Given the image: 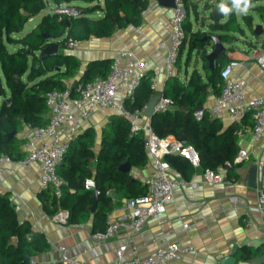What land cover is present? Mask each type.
Returning a JSON list of instances; mask_svg holds the SVG:
<instances>
[{
    "label": "trees",
    "instance_id": "trees-1",
    "mask_svg": "<svg viewBox=\"0 0 264 264\" xmlns=\"http://www.w3.org/2000/svg\"><path fill=\"white\" fill-rule=\"evenodd\" d=\"M51 1L55 5H67L77 1L82 4L73 6L78 11L77 16L59 18L55 14L46 13L33 29L21 37H16L15 34L21 32L28 19L45 8L46 1L0 0V154L13 160L22 156L19 140L15 136L7 135L11 131L21 130L24 125L30 128L43 126L48 112L45 104L46 93L53 89L64 90L67 81L74 79L80 66L78 58L70 53L58 51L55 55L39 60L38 51L48 41H55L58 48H64L69 40L106 38L128 25L139 26L142 13L148 6L146 0ZM183 3L186 10L185 40L176 66L185 46L188 47V57L192 50H196V55L201 60L207 54V47L211 45L210 39L205 38L206 33L192 29V0H183ZM253 9L264 21V5H257ZM96 12L100 15L93 16ZM220 17H223L221 12ZM241 20L242 24L233 11L224 22H220V30L216 34L222 42H231L236 33H245V28L252 32L253 16L243 14ZM213 25L211 23L210 26L214 30ZM44 33L47 39L43 37ZM7 45L14 49L8 50ZM226 60V54L220 56L212 70L206 60L200 61L204 75L194 69L186 83L180 82L174 75L170 76L168 81H172V86L167 87L166 84L163 96L173 101V109L155 113L151 125L160 137L172 135L192 145L200 156V165L204 171L221 169L227 179L235 180V167L238 165H226V162L233 161L238 152L234 125L223 129L221 121L217 117L211 118L207 109L201 120L194 117L199 107L206 108L204 104L210 92L219 95L222 85L220 71L227 63ZM110 63L111 60L90 61L73 81L85 83L103 78L108 73ZM70 93L74 94L72 89ZM152 94V82L147 71L133 101L129 103L133 108L142 109ZM93 140L94 131L87 128L68 143L62 161L56 167V173L62 176L64 182L57 198L51 195L50 189L38 193L43 210L48 213L57 208L66 210L68 223H80L89 215L87 208L83 210L86 214L82 215L79 212L81 208L78 207L81 199H86L89 204L93 202V191L83 188V180L86 178L92 177L94 181L97 191L94 200L97 205L110 199L109 195L113 192L117 195L116 207L122 206L123 200L141 196L146 192L144 184L119 169L126 162L133 167H144L148 162L143 136L131 133L125 118L116 114L109 116L107 125L101 130L100 148L96 154L92 151ZM165 159L179 173H184L191 166L187 159L179 155H168ZM91 160L94 162L93 173L90 171ZM47 205L52 206L50 211ZM105 213L106 210H100L93 215V232L104 230L105 224L98 221L97 217L103 218ZM48 248L49 243L41 232L31 230L26 221L17 219L8 194H0V264H34L32 256ZM246 249L248 250L247 247ZM254 254L247 251L243 258L251 259Z\"/></svg>",
    "mask_w": 264,
    "mask_h": 264
},
{
    "label": "crops",
    "instance_id": "crops-1",
    "mask_svg": "<svg viewBox=\"0 0 264 264\" xmlns=\"http://www.w3.org/2000/svg\"><path fill=\"white\" fill-rule=\"evenodd\" d=\"M146 1L148 6L142 13V22L139 26L128 25L116 30L106 38L91 37L88 40L77 41L78 43L73 49L58 48L57 52L70 53L80 61L75 80L88 62L110 61L121 49H129L138 59L146 60L153 94L141 109V121L151 123L155 114L152 117L145 114L147 104L154 97L164 95L166 84L167 87L172 86V81H168L169 77L165 73L166 49L162 46V42H166L168 38L166 25L172 14V7H167V5H171L172 0ZM195 1L199 0H192L193 6L196 4ZM225 2L231 7L230 0H225ZM220 3L221 0L206 2L210 8L204 12L209 13L210 21L212 20V9L218 7ZM257 3L260 5V0L252 1L253 7L247 14L253 16L254 26L262 25V35L256 37L250 32L252 39L247 42V47L236 46L233 41L237 40L233 38L231 42H228L230 46L226 51V62L239 61L235 73L245 81L244 94L246 98L264 95V69L260 67L253 56L254 48L259 47V43L264 40V21L253 9ZM99 15V12H96L93 16ZM36 16L28 21H32ZM240 18L237 17L238 20ZM226 19L227 16L223 14V17H220V22H224ZM239 22L242 24V20ZM224 45L226 46V43ZM260 48L264 50V47ZM178 72L179 65L176 66L174 76L178 77L180 82L186 83L191 74H186L184 78H181ZM201 75H204L203 70ZM73 80H68L67 86H70ZM6 95L8 96L7 92ZM216 96L210 92L204 107L213 104ZM113 114L118 115L108 108L96 109L87 118L80 121L76 133L70 137L68 143L79 133L91 128L94 131L92 151L96 154L100 148L101 130L107 125L109 116ZM48 115L49 110L47 118ZM210 117L214 118L212 115ZM217 118L221 121L223 129L234 125L238 151L246 150L248 158L235 167L237 173L235 180L227 179L225 175L224 181L221 183H207L204 178V168L201 165L197 168L190 166L185 169L184 173H179L171 167L172 174L185 179L186 184L175 190L173 198L165 204L160 217L149 219L136 237L141 257L152 253L158 247L173 243L193 247V251L183 254L175 264H222L235 247H238L234 255L235 264H256L254 257L264 255V211H259L256 208L257 189L264 186V135L259 142L251 146L253 124L251 114L241 122L234 121L227 114ZM32 129L24 125L14 134L19 140L21 154V145L30 137ZM145 152L147 154L146 149ZM147 156L148 162L144 167L131 166L130 171L127 172L132 179L138 180L142 184L153 170L152 161L148 154ZM93 164L94 162L91 160V173L94 172ZM216 172L225 174L221 169ZM38 175L39 170L36 163L30 165H19L14 161L0 163V194L7 193L14 206L17 219L26 221L31 230L41 232L49 243L48 250L32 256V262L34 264H61L59 247L63 246L71 256L78 257L85 264H116V251L123 243L126 231L120 230L116 236L101 242H95L91 238L93 233L91 223L94 214H98L100 210H106L103 218L97 217L98 221L105 224L107 220H114L125 212L122 206H115L116 193H111L110 199H107L105 203L97 205L95 200H92L94 202L93 211H91L93 202L89 204L86 199H81L78 206L81 208L79 212L82 214L83 210L87 208L89 210L87 219L77 224L68 223L66 210L57 208L52 213L43 210L42 202L38 197V193L41 191ZM57 175L63 182L62 176ZM252 182H255L254 187L251 186ZM69 190L73 191V189ZM93 199H95V195H93ZM47 209L50 211L52 206L47 205ZM61 211L67 215L64 223L55 218ZM85 214L84 211L82 215ZM184 223L188 224L186 228L183 227ZM246 241L258 242V247L252 248L249 243L243 245ZM247 251L254 252V257L245 260L243 256Z\"/></svg>",
    "mask_w": 264,
    "mask_h": 264
},
{
    "label": "built area",
    "instance_id": "built-area-1",
    "mask_svg": "<svg viewBox=\"0 0 264 264\" xmlns=\"http://www.w3.org/2000/svg\"><path fill=\"white\" fill-rule=\"evenodd\" d=\"M49 13L60 17L77 16L78 11L73 6L64 4L54 5ZM186 10L183 0H174L172 14L167 21L168 38L162 42L166 53L164 69L168 77L175 74L176 64L185 40L184 22ZM77 41L69 40L65 47L73 49ZM264 40L253 50L257 63L264 69ZM239 61H228L220 71L222 79L221 91L209 107L194 113L196 120H201L205 109L214 116L229 115L234 121L241 122L248 114L253 117L251 128V146L259 142L264 135V95L246 98L244 94L245 81L235 73ZM146 60L138 59L129 49L119 50L103 78H96L85 83H75L70 93L68 85L64 90L53 89L46 93L45 104L49 110L46 123L32 129L21 145L22 156L17 160L0 154V163L16 162L19 165L36 163L39 170V189H50L52 196L57 198L61 192L62 180L56 173V167L61 163L67 149L70 137L76 133L81 120L87 118L99 108H108L127 120L130 132L143 136L145 149L152 164V172L144 179L146 192L138 197L126 199L122 204L125 211L114 220H107L102 231H95L91 238L101 242L125 230L123 243L116 251V264H175L183 254L193 251V247L182 246L178 243L156 248L152 253L141 257L136 237L143 230L146 222L158 219L165 204L174 196L175 190L186 184V180L172 174L168 155H179L187 159L191 166H200V156L196 149L186 142L172 136H158L150 122H142V110L133 108L128 101L136 93L147 72ZM173 109V101L163 95L158 99L155 113ZM248 158V152L240 149L233 161L226 162L228 167L239 164ZM207 183H221L225 174L211 169L204 171ZM83 188L97 194L92 178L83 180ZM109 192H106L108 194ZM256 208L264 211V186L257 189ZM56 220L64 223L67 215L64 211L57 213ZM187 223L183 227L186 228ZM61 264H85L78 257L71 256L65 247H59Z\"/></svg>",
    "mask_w": 264,
    "mask_h": 264
},
{
    "label": "water",
    "instance_id": "water-1",
    "mask_svg": "<svg viewBox=\"0 0 264 264\" xmlns=\"http://www.w3.org/2000/svg\"><path fill=\"white\" fill-rule=\"evenodd\" d=\"M167 7L173 8L174 7V0H172L171 5H167ZM211 18H212V22L214 24L213 25L214 32H218L220 30V11H219L218 7H214L212 9ZM262 33H263L262 25L256 24L254 26V29L252 30V34L254 36L258 37V36H261ZM243 34L244 33H241V35H243ZM43 37L45 39H47V35L45 33H44ZM205 38L210 39L211 45H209L207 47V54H205L200 61L206 60L208 62L209 68L212 70L214 67L216 59H218L220 56L226 54L227 47L224 45V42H222L220 36L216 33H212L210 35H207ZM57 49H58V46H57L55 41H48L45 44V46L38 51L37 57L40 60L44 57L55 55V54H57ZM208 49H209V51H208ZM75 83H76V81H72L70 83V89H72L74 87ZM160 96L161 95L154 97L147 104L145 114L148 115L149 117H152L155 114L154 107H155L158 99L160 98ZM200 109H202V107H199L198 110H200ZM14 134H15V132L11 131L7 136L12 137V136H14ZM130 167H131V165L128 162H126V163L121 164L119 166V169L122 172H129ZM251 184H253L251 186H253V187L255 186V182H252ZM93 201H94V199H93ZM93 207H94V202H93V205L91 207V211H93ZM248 243L250 244V246L252 248H255V249L258 247V244H259L258 242H255V241H246L245 243H243V245H246ZM237 250H238V247L233 248L231 254L224 259L222 264H235L236 259H235L234 255L237 252ZM254 261L256 264H264V255L254 257Z\"/></svg>",
    "mask_w": 264,
    "mask_h": 264
},
{
    "label": "rangeland",
    "instance_id": "rangeland-1",
    "mask_svg": "<svg viewBox=\"0 0 264 264\" xmlns=\"http://www.w3.org/2000/svg\"><path fill=\"white\" fill-rule=\"evenodd\" d=\"M46 1V6L45 8L39 13L37 14V16L31 21H27L24 26L23 29L21 30V32L15 34L16 37H21L22 35H24L26 32H28L29 30H31L33 28V26H35V24L38 22V20L40 19V17L46 13H49L50 8L54 7V3H52L51 0H45ZM208 0H199V1H195V5L193 8V14L191 15V21H192V29L194 31H203L204 33L211 34V33H216L214 32V30L212 29V27L210 26L212 22V20L210 21V17H209V13H205L204 10H208L210 7L206 4ZM252 1H256V0H252ZM258 1V0H257ZM81 1H77V2H71L69 4H67L68 6H75V5H81ZM260 5L264 4V0H260ZM258 5V3L256 4ZM64 6H66V4H64ZM193 6V5H192ZM236 17L240 18V14L235 12ZM241 20V18H240ZM238 20V21H240ZM245 28V27H244ZM234 40L237 41H233V43L236 46H245L247 47V42H249L250 39H252L251 33L250 31H248L247 28H245V33L243 35L236 33L235 36L233 37ZM230 44L226 43V47H229ZM8 50H13L14 47H12L11 45H7L6 46ZM61 50V49H60ZM188 47L185 46L183 51H182V55L179 59V76L181 78H184L185 75H189L191 74V72L196 69L198 72H202V68H201V62H200V58L197 57L196 55V50H192L190 56L188 57ZM188 60V61H187Z\"/></svg>",
    "mask_w": 264,
    "mask_h": 264
},
{
    "label": "clouds",
    "instance_id": "clouds-1",
    "mask_svg": "<svg viewBox=\"0 0 264 264\" xmlns=\"http://www.w3.org/2000/svg\"><path fill=\"white\" fill-rule=\"evenodd\" d=\"M231 7L228 6V3L225 0H221V3L218 5L219 11L225 16L229 15L233 11L239 14H247L252 5V0H230Z\"/></svg>",
    "mask_w": 264,
    "mask_h": 264
}]
</instances>
